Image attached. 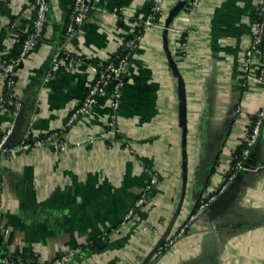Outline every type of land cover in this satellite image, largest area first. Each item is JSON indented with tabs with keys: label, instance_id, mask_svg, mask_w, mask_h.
<instances>
[{
	"label": "crops",
	"instance_id": "obj_1",
	"mask_svg": "<svg viewBox=\"0 0 264 264\" xmlns=\"http://www.w3.org/2000/svg\"><path fill=\"white\" fill-rule=\"evenodd\" d=\"M48 1L43 38L16 72L19 113L0 106V139L7 136L8 145L17 146L28 130L35 137L60 131L66 146L1 157L0 203L9 230L1 252L47 261L82 247L64 264H143L173 218L184 183L174 66L186 86L187 184L170 235L204 190L221 182L264 107L258 64L244 77L256 0H166L160 26L145 34L132 57L119 111L121 136L91 145L85 139L104 130L111 94L100 97L91 115L70 126L67 120L98 71L134 34L151 0H101L71 38L66 25L74 0ZM180 1L187 3L167 27ZM34 18L32 0H0V62L21 47ZM189 28L184 50L179 30ZM59 51L76 63L51 76ZM252 153L251 168L148 264H264V126ZM147 168L158 171L159 183L123 225L148 182Z\"/></svg>",
	"mask_w": 264,
	"mask_h": 264
},
{
	"label": "built area",
	"instance_id": "obj_2",
	"mask_svg": "<svg viewBox=\"0 0 264 264\" xmlns=\"http://www.w3.org/2000/svg\"><path fill=\"white\" fill-rule=\"evenodd\" d=\"M32 1L35 6V18L32 26L26 32L20 53L8 61L0 62V77L3 81V87L0 89V106L12 109L14 115L19 113L21 106V102L16 93L17 69L28 61L31 53L40 44L48 22V13L50 9L49 1ZM100 2L101 0H74L66 25V36L68 38L73 37L77 33L78 29L86 21L92 11L99 9ZM165 3L166 0H151L148 12L141 20L134 34L124 41L121 49L98 71L82 103L69 116L66 123L67 126L76 123L81 117L91 115L100 97L106 93L111 94L110 111L104 123V130L99 136L88 135L85 139L86 144H94L98 138L102 140H112L121 136L122 132L118 125L119 111L121 107L122 90L129 74L132 57L145 34L150 29L160 26L159 17L164 11ZM179 32H181L183 36L182 47L185 50L187 47L188 34L193 32V29L189 28L185 31L179 30ZM75 63L76 58L74 56L59 51L52 58L50 74L54 76L60 71L62 66L73 68ZM254 64H258V79L264 81V0H256L255 16L250 23V44L244 53V77H248L249 71ZM112 84L113 86L111 87ZM255 117V122L245 135V146L242 151V156L237 161L234 170L223 178L219 184L213 187L210 186L204 190L199 199L197 208L179 230L168 237L163 249L170 247L183 237L189 231L191 223L196 221L216 201L218 196L234 181L238 173L247 169L246 164L253 154V149L260 139L261 131L264 126V107L256 111ZM51 144H56L59 147L66 146V142L61 138L60 131H53L35 137L33 132L28 130L21 143L17 146H9L7 143V136H4L0 139V160L4 154L15 157L22 151ZM132 152L135 153V150L132 149ZM146 171L148 173V182L140 197L135 202L134 207L124 217L122 221L123 225L129 221L136 208L146 203L149 192L159 183V173L157 170L147 168ZM4 211V206L0 203V236L2 237V241L9 234V230L3 225ZM162 250L158 251V253ZM82 251V247H75L47 261L32 257L13 256L9 253L0 252V264H64Z\"/></svg>",
	"mask_w": 264,
	"mask_h": 264
},
{
	"label": "water",
	"instance_id": "obj_3",
	"mask_svg": "<svg viewBox=\"0 0 264 264\" xmlns=\"http://www.w3.org/2000/svg\"><path fill=\"white\" fill-rule=\"evenodd\" d=\"M186 3H187L186 1H180L173 7V9L171 10L170 15L167 19V27L170 26L173 19L180 13V11L184 8ZM174 74L178 77V81H179L178 83H179V97H180V125L183 128V134H184V138H183V147H184L183 180H184V183L182 185L181 200H180V203H179V205H178V207L174 213L173 218L171 219L168 227L166 228L165 232L163 233L158 244L156 245L154 250L150 253L149 257L146 259V261L143 264H148L150 259L165 244L167 238L169 237V235H170V233H171V231L175 225V222H176L177 216L180 212V209H181V206H182V203L184 200L185 192H186V184H187V157H186V149H185L186 148V133H187L186 86H185L184 78L181 76L179 68L177 65L174 66ZM112 86H113V84L111 85V87ZM252 156H253V154L251 155V157L249 158V160L246 164L247 168H251ZM1 243H2V237L0 236V245H1Z\"/></svg>",
	"mask_w": 264,
	"mask_h": 264
},
{
	"label": "trees",
	"instance_id": "obj_4",
	"mask_svg": "<svg viewBox=\"0 0 264 264\" xmlns=\"http://www.w3.org/2000/svg\"><path fill=\"white\" fill-rule=\"evenodd\" d=\"M21 47H22V44H21ZM21 47L15 52V54L12 56V57H10V58H8V59H5V60H3L2 62H5V61H8V60H10L11 58H13V57H16L19 53H20V51H21ZM255 119H256V117H255V115L253 116V118H252V124H251V126L253 125V123L255 122ZM251 128V127H250ZM244 146H245V144H244V141H243V143H242V145L235 151V153H234V159H233V161H232V164H231V166H230V168L226 171V173L224 174V177L223 178H225L228 174H230L233 170H234V168H235V166H236V163H237V161L241 158V156H242V151H243V149H244ZM198 203H199V201H198ZM198 203H197V206H198ZM197 206H196V208H197ZM195 208V209H196ZM164 248V245L159 249V251L160 250H162ZM0 252H1V248H0ZM158 254V252L156 253V255ZM13 256H19V255H13ZM0 258H1V254H0Z\"/></svg>",
	"mask_w": 264,
	"mask_h": 264
}]
</instances>
